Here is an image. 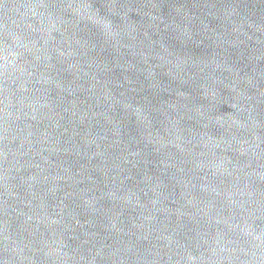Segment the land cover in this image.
<instances>
[{
  "label": "water",
  "instance_id": "water-1",
  "mask_svg": "<svg viewBox=\"0 0 264 264\" xmlns=\"http://www.w3.org/2000/svg\"><path fill=\"white\" fill-rule=\"evenodd\" d=\"M0 264H264V0H0Z\"/></svg>",
  "mask_w": 264,
  "mask_h": 264
}]
</instances>
